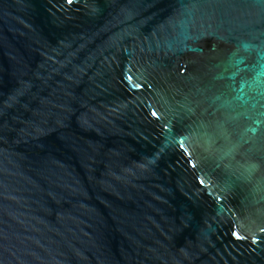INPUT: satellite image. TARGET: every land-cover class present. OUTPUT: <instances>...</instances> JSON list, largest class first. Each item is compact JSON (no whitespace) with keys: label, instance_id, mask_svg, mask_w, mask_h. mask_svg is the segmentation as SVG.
<instances>
[{"label":"water","instance_id":"1","mask_svg":"<svg viewBox=\"0 0 264 264\" xmlns=\"http://www.w3.org/2000/svg\"><path fill=\"white\" fill-rule=\"evenodd\" d=\"M0 264H264V0H0Z\"/></svg>","mask_w":264,"mask_h":264}]
</instances>
